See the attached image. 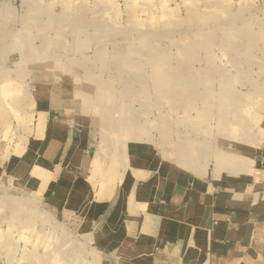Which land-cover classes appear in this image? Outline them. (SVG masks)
Here are the masks:
<instances>
[{"label":"rangeland","instance_id":"obj_1","mask_svg":"<svg viewBox=\"0 0 264 264\" xmlns=\"http://www.w3.org/2000/svg\"><path fill=\"white\" fill-rule=\"evenodd\" d=\"M41 49L66 74L51 87L78 106L93 144L87 202L73 211L44 204L42 175L10 157L32 130L25 112L33 120L39 99L59 94L36 92L30 76L4 91ZM0 76V174L16 170L0 178L10 186L0 264H96L117 252L125 207L113 200L141 177L199 180L257 162L264 176V0H0Z\"/></svg>","mask_w":264,"mask_h":264},{"label":"crops","instance_id":"obj_2","mask_svg":"<svg viewBox=\"0 0 264 264\" xmlns=\"http://www.w3.org/2000/svg\"><path fill=\"white\" fill-rule=\"evenodd\" d=\"M31 45L38 48L34 41ZM35 50L21 58L31 64L24 75L10 76L13 84L5 92H15L27 76L37 84L38 93L64 91L60 86L52 88L51 79L66 74L49 63L44 49ZM22 90L34 92L27 86ZM60 93L39 99V107L31 109L33 120L25 112V123L33 121L32 130L26 133L23 152L15 154L11 149L10 157H23L26 163L21 167L27 174L42 175L37 184L44 204L73 211L87 202L90 189L83 181L90 170L93 144L76 115L78 106L63 100ZM10 167L6 164L0 178L13 177L16 170ZM258 167V162L244 172L234 165L209 167L199 180L183 177L165 184L156 176L129 182L127 195L119 190L113 200L114 206L123 201L125 207L120 249L106 252L96 264H264V176L258 175ZM261 169L264 174V165ZM99 170L98 161L93 160L91 177ZM9 189L6 184L0 186L2 193L8 194ZM88 204L95 210L99 201Z\"/></svg>","mask_w":264,"mask_h":264}]
</instances>
